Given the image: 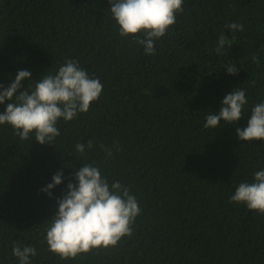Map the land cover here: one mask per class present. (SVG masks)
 I'll list each match as a JSON object with an SVG mask.
<instances>
[{
	"label": "trees",
	"instance_id": "obj_1",
	"mask_svg": "<svg viewBox=\"0 0 264 264\" xmlns=\"http://www.w3.org/2000/svg\"><path fill=\"white\" fill-rule=\"evenodd\" d=\"M182 7L148 56L119 36L108 0H0V85L28 70L26 88L69 59L103 85L86 114L58 122L54 145L21 140L0 125V264H19L14 241L36 248L31 264H264V215L229 202L264 170V141L236 134L264 102V0H184ZM232 22L244 30L231 32ZM222 34L230 44L217 54ZM229 64L238 75L228 74ZM236 88L247 99L241 119L205 128ZM89 140L93 147L79 154L75 145ZM86 163L129 187L141 214L117 247L61 260L48 251L46 228ZM59 171L62 183L49 197L41 189Z\"/></svg>",
	"mask_w": 264,
	"mask_h": 264
},
{
	"label": "clouds",
	"instance_id": "obj_2",
	"mask_svg": "<svg viewBox=\"0 0 264 264\" xmlns=\"http://www.w3.org/2000/svg\"><path fill=\"white\" fill-rule=\"evenodd\" d=\"M108 2L119 36L131 37L146 55L152 56L156 52L155 41L165 36L176 24L177 14L183 12L184 0ZM226 27L231 32L244 30V25L236 22ZM229 44L228 38L220 35L215 52L222 53ZM252 61L259 64L258 56L253 55ZM238 71L234 64L227 66L229 75H238ZM26 79L31 81V72L18 70L9 86L0 85V105L7 101L5 110L0 112V125H9L21 140L34 136L41 145H54L60 135L58 122L67 123L79 114H86L103 91L99 78L90 76L74 59L67 60L55 74H44L39 81L23 88L22 81ZM246 103L245 91L234 89L225 95L218 112L207 115L204 127L216 128L221 121L232 125L241 119ZM236 134L242 142L264 141V102L251 109L247 127L237 128ZM93 144L91 140L87 144L77 143L75 149L83 155ZM101 147L110 158L112 149ZM74 179L76 183H68L66 193L57 199V211L46 228L48 251L61 260L75 259L94 249L117 247L123 238L132 235V226L141 214L139 202L130 188L120 181L110 183L94 163L80 165ZM62 180L63 172L59 171L41 191L51 197V190ZM229 202L246 205L249 210L264 215V170L255 172L252 183L241 182ZM12 251L19 264H31V258L37 255L35 247L21 246L15 241Z\"/></svg>",
	"mask_w": 264,
	"mask_h": 264
}]
</instances>
